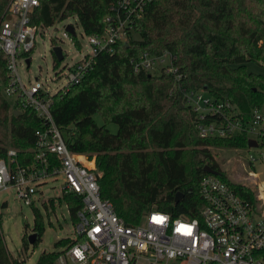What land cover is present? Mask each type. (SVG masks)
<instances>
[{
  "label": "trees",
  "instance_id": "1",
  "mask_svg": "<svg viewBox=\"0 0 264 264\" xmlns=\"http://www.w3.org/2000/svg\"><path fill=\"white\" fill-rule=\"evenodd\" d=\"M10 0H0V21ZM113 0H39L31 23L51 27L76 17L85 35L99 34ZM133 32L138 35L134 38ZM74 41L75 34H70ZM55 45L54 41H51ZM164 50L177 57L184 77L176 83L171 75L135 72L130 59L143 52ZM31 51L26 55L30 56ZM54 65L59 61L53 54ZM246 62L264 65V0H151L135 17L125 41L112 52H98L80 82L68 85L52 97L51 114L64 134L68 148L94 159L100 194L127 225L138 224L152 210L172 217L199 216L202 199L200 177L209 165L240 195L254 199L249 185L225 178L212 162L210 147H248L249 136H199L195 114L186 104L183 89H204L217 99L233 103L237 115L248 121L254 109H264V74L248 71ZM11 81L0 51V91ZM11 109L0 95V156L16 148L19 163H26L42 119L30 109ZM98 113L104 124L98 126ZM107 123L117 125L111 133ZM177 193H182L175 201ZM76 222L81 199L62 193ZM53 205V201H48ZM46 206V203L44 202ZM33 247L41 241L42 216L33 208ZM24 235L23 248L28 247ZM71 244L69 238L55 247ZM57 251L41 252L34 264H54ZM0 264H25L12 258L0 239Z\"/></svg>",
  "mask_w": 264,
  "mask_h": 264
},
{
  "label": "built area",
  "instance_id": "2",
  "mask_svg": "<svg viewBox=\"0 0 264 264\" xmlns=\"http://www.w3.org/2000/svg\"><path fill=\"white\" fill-rule=\"evenodd\" d=\"M150 1L113 0L105 16L104 31L88 36L90 53L68 67L64 85L53 92L37 78L27 87L17 74V60L30 61L26 54L44 29L31 23V12L39 0L9 1L7 15L0 21V51L11 78L3 92L15 96L14 109L35 112L42 119V127L34 132L35 142L26 163H19L18 151L13 147L0 156V192L13 187L18 200L33 206L38 188L63 174L62 193L80 198L81 207L76 212L71 244L60 247L54 264H264L263 192L247 199L217 174L206 172L198 184L202 199L199 216L172 217L169 212L152 210L140 223L127 225L112 203L101 197L99 174L89 166L90 160L68 148L53 120V95L80 82L98 52H112L118 41H125L135 17ZM63 36L70 37L66 27ZM176 61L177 57L167 50L157 55L143 52L130 59L135 72L169 74L178 83L184 75ZM182 91L195 114L194 126L200 137L254 133L256 146L247 150L264 145V109H254L246 121L237 115L229 100L217 99L202 88ZM248 161L263 162L264 151L257 157L249 153ZM1 206H6V200ZM0 239L3 241L1 217Z\"/></svg>",
  "mask_w": 264,
  "mask_h": 264
},
{
  "label": "rangeland",
  "instance_id": "3",
  "mask_svg": "<svg viewBox=\"0 0 264 264\" xmlns=\"http://www.w3.org/2000/svg\"><path fill=\"white\" fill-rule=\"evenodd\" d=\"M67 25L74 26V41L70 37H64L63 31ZM134 38L138 35L133 32ZM55 42V45L51 44ZM59 46L64 55L59 65H54L52 47ZM88 44V36L84 34L83 29L76 17H68L57 22L51 27L44 28L37 34L35 38V46L30 54L29 65L22 60H17V74L20 80L28 87L34 84L36 78L43 84V87L53 92L65 83V76L68 67L80 61L83 55L90 53ZM248 71L264 74V65L261 66L255 62H246ZM1 83V82H0ZM0 95L10 105L15 107V96L4 94L1 88ZM98 126L104 124L98 113L93 115ZM3 125L0 121V129ZM106 128L111 133H116L117 125L115 123H107ZM249 138L256 139V134H249ZM212 162L215 163L219 171L224 174L231 182L249 185L255 195L260 192L264 193V161H255L251 164L248 161L249 153L258 156L260 151H264V145H260L250 151L247 148L230 149V148H214L210 147ZM90 167L95 168L94 159H90ZM256 173L257 176H253ZM64 182L63 174H59L56 180H48L46 184L38 188V192L34 196V205L29 206L23 204L17 199L15 189L10 187L0 192V217L2 227V237L6 250L12 258L24 260L25 264H34L41 252L58 251L60 247H55L54 243L62 238L74 237V229L76 223L72 220L67 203L61 200L62 187ZM42 192V193H41ZM6 200V206H1V202ZM53 201V205L49 202L46 206L42 201ZM33 208H36L42 216L43 234L41 241L37 246L33 247L28 240V247L23 248L22 239L24 235L27 237L33 233Z\"/></svg>",
  "mask_w": 264,
  "mask_h": 264
},
{
  "label": "water",
  "instance_id": "4",
  "mask_svg": "<svg viewBox=\"0 0 264 264\" xmlns=\"http://www.w3.org/2000/svg\"><path fill=\"white\" fill-rule=\"evenodd\" d=\"M66 30L70 33V34H74V30H73V27L71 25H67L66 26ZM52 53L54 54V56L56 57V59L58 61H61L62 60V50L59 46H53L52 47ZM27 65H29V60L26 61ZM14 113H18V111H14ZM256 146V141L254 139H251L249 138L248 139V147H255ZM204 171L208 172V173H212V174H218V171L212 169L209 165H205L204 166ZM183 196L182 193H177L176 196H175V201H178L180 200V198ZM36 238V233H31L29 236H28V240L33 243L34 240Z\"/></svg>",
  "mask_w": 264,
  "mask_h": 264
}]
</instances>
